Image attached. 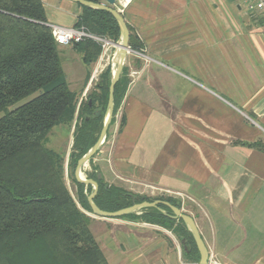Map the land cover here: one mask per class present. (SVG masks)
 I'll list each match as a JSON object with an SVG mask.
<instances>
[{
  "label": "crops",
  "instance_id": "crops-1",
  "mask_svg": "<svg viewBox=\"0 0 264 264\" xmlns=\"http://www.w3.org/2000/svg\"><path fill=\"white\" fill-rule=\"evenodd\" d=\"M43 1L46 10L50 6L70 15V26L82 13L71 0ZM123 15L144 47L127 56L130 82L94 159L104 182L173 199L195 219L211 264H264V25L259 12L246 0H128ZM47 16L50 24L65 26L56 14L47 10ZM65 46L82 59L72 45ZM111 59L100 57L89 79L86 66L85 73L68 80L77 86L72 90L79 93V105ZM74 128L73 123L66 164ZM75 186V191L68 187L78 198ZM88 214L110 264L198 263L189 258L174 227Z\"/></svg>",
  "mask_w": 264,
  "mask_h": 264
},
{
  "label": "trees",
  "instance_id": "trees-1",
  "mask_svg": "<svg viewBox=\"0 0 264 264\" xmlns=\"http://www.w3.org/2000/svg\"><path fill=\"white\" fill-rule=\"evenodd\" d=\"M77 4L82 13L76 27L115 42L120 40V26L110 12ZM128 26L131 48L142 51L143 42ZM72 46L82 55L89 79L91 67L103 52L101 44L85 39ZM141 65L139 61L137 66ZM128 73L125 65L115 86L110 127L130 82ZM110 82L111 64L100 74L94 85L97 89L79 105V93L72 90L65 75L60 44L52 34L44 1L0 0V264H110L90 227L92 217L88 213L92 209L87 196L93 186L86 190L74 173L76 163L96 143L103 128ZM98 110L100 115L96 114ZM74 121L66 164L65 153L47 147L46 140L56 126H72ZM98 170L93 166L87 177L98 180L95 202L104 210L117 211L157 199L180 208L170 198L108 185L98 178ZM66 172L78 185V198L69 190ZM161 207L167 213L150 207L119 218L174 227L185 242L189 258L199 262L198 247L183 220L174 218L167 206Z\"/></svg>",
  "mask_w": 264,
  "mask_h": 264
},
{
  "label": "water",
  "instance_id": "water-1",
  "mask_svg": "<svg viewBox=\"0 0 264 264\" xmlns=\"http://www.w3.org/2000/svg\"><path fill=\"white\" fill-rule=\"evenodd\" d=\"M71 1L75 3H80L84 6L93 9L106 10L110 12L116 18L121 29V37L120 40L116 42L117 47L111 59V82L109 86V100L103 120V128L96 143L78 160V162L74 167L76 180L79 183H83L86 187V190L89 186H93V191L87 196L88 202L92 209V214L98 217L119 218L125 215L139 213L141 210L150 207L158 208L163 211L161 205H166L172 210L173 212L172 216L177 219L179 218L182 219L187 229L193 235L200 253V260L198 264H211L209 248L199 231L195 219L193 218L192 215L184 212L181 208L170 203L169 201L160 200V199L154 201H143L139 203H134L131 206L119 209L117 211L104 210L100 208L95 202V197L99 191V182L98 180L84 176V170L87 164L93 158V156L98 151H100V149L102 148L103 144L107 139L109 127L113 120L114 111H115V97H114L115 86L121 78L123 69L126 65L127 56L128 54L133 52L132 51L133 49L129 44L130 29L128 23L125 20L124 15L116 8V4L119 2V0H100L99 2H95L92 0H71ZM89 102L91 104L92 100H89ZM96 114L100 115L101 111L98 110ZM97 176L99 179L102 178V173L100 172V170H98Z\"/></svg>",
  "mask_w": 264,
  "mask_h": 264
},
{
  "label": "rangeland",
  "instance_id": "rangeland-1",
  "mask_svg": "<svg viewBox=\"0 0 264 264\" xmlns=\"http://www.w3.org/2000/svg\"><path fill=\"white\" fill-rule=\"evenodd\" d=\"M47 10H48L49 14L50 13L56 14L58 21L63 23L65 26L72 25V21H73L72 17L70 15H68L67 13H63L59 10H55L54 8H51L50 6H47ZM60 55H61V61H62V65H63L65 75L69 81L72 80L73 77H75V76L79 77V76H81V74L86 72V65L84 63H82V59H80V55H77V53H74V51L67 50V47L65 45H60ZM95 83H96V81H95ZM70 87L72 89L77 88V86L73 83L70 85ZM96 89H95V87H93L92 90H96ZM86 99H84V100H86ZM24 101H26V100H24ZM75 122L76 121H74V124H75ZM70 130H71L70 125L56 126L49 133L48 138L46 140V146L49 148H52L56 151H59L61 153H65L64 151L66 150L67 146L70 143V135H69ZM74 130H75V128H74ZM99 153H100V151L98 153H96L94 159L98 156ZM94 159L92 161V164L89 162L87 164V166L85 167L84 176L87 177L88 173L92 172L93 166H96ZM66 173H67L66 174L67 185L71 188L73 187V190L75 191V188H76L75 183L73 182L72 177L68 174V172H66Z\"/></svg>",
  "mask_w": 264,
  "mask_h": 264
},
{
  "label": "built area",
  "instance_id": "built-area-1",
  "mask_svg": "<svg viewBox=\"0 0 264 264\" xmlns=\"http://www.w3.org/2000/svg\"><path fill=\"white\" fill-rule=\"evenodd\" d=\"M248 4V8L252 11L259 12L263 25H264V0H246ZM128 0H119L116 4V8L123 14ZM52 29V34L55 40L60 45H73L75 42H80L85 39H93L101 44L103 48V52L101 57H108L111 59L110 50L112 48H116V42L110 38L105 36H100L90 32L85 27H76V26H63L57 24H50ZM133 52L135 50H132ZM136 52V51H135ZM138 53V52H136ZM141 54V53H140ZM98 72L95 73L94 77H97Z\"/></svg>",
  "mask_w": 264,
  "mask_h": 264
},
{
  "label": "bare ground",
  "instance_id": "bare-ground-1",
  "mask_svg": "<svg viewBox=\"0 0 264 264\" xmlns=\"http://www.w3.org/2000/svg\"><path fill=\"white\" fill-rule=\"evenodd\" d=\"M116 49V48H115Z\"/></svg>",
  "mask_w": 264,
  "mask_h": 264
}]
</instances>
